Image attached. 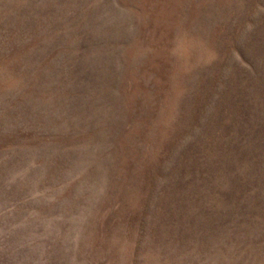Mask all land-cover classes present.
<instances>
[{
    "label": "rangeland",
    "instance_id": "obj_1",
    "mask_svg": "<svg viewBox=\"0 0 264 264\" xmlns=\"http://www.w3.org/2000/svg\"><path fill=\"white\" fill-rule=\"evenodd\" d=\"M0 264H264V0H0Z\"/></svg>",
    "mask_w": 264,
    "mask_h": 264
}]
</instances>
